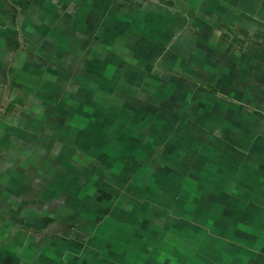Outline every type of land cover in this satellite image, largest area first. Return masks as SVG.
I'll return each mask as SVG.
<instances>
[{"label":"crops","instance_id":"1","mask_svg":"<svg viewBox=\"0 0 264 264\" xmlns=\"http://www.w3.org/2000/svg\"><path fill=\"white\" fill-rule=\"evenodd\" d=\"M154 57L185 64L188 83L166 72L176 86L156 90L157 76L125 74ZM102 61L122 68L124 99L108 102L109 86L100 99ZM187 84L229 98L204 123H234L240 150L199 136L197 113L171 103ZM143 109L155 127L169 110L198 130L192 148H217L167 212L129 180L159 151L146 117L124 120ZM242 111L264 126V0H0V264H264V133L237 129Z\"/></svg>","mask_w":264,"mask_h":264},{"label":"rangeland","instance_id":"2","mask_svg":"<svg viewBox=\"0 0 264 264\" xmlns=\"http://www.w3.org/2000/svg\"><path fill=\"white\" fill-rule=\"evenodd\" d=\"M145 49L148 51V46L147 45L142 48V53H143V51ZM128 59L129 58L127 57L126 60L128 61ZM162 59H163V61H162ZM166 59H167L166 57H161L160 61L155 63L154 61L152 62V59L144 58L143 61L147 62V63H144L142 61L141 62L137 61V62L134 63V65H129L128 67L125 68V74H127V75L129 74L130 70H128V69H139V70H142V71H146V72H143L144 76L140 77L141 79L135 78V80H141V81H145V82L148 81L149 82L151 76L152 77L157 76L158 77V81L156 82V84H154L155 87H158L156 90L171 91L176 86L175 85L176 81L172 77L166 76L167 74H165V75L162 74V71H164V72L170 71L171 73L176 72V73L181 75V74H185L186 66H185V64H183L184 66L181 65L182 64L181 61H179L178 63H172L170 60L167 61ZM122 62H120V63H122ZM120 63H118V64H120ZM126 63H128V62H126ZM99 64H100V66H99L98 69H99V76L101 78L100 79V84H99V86H100V99L104 100V101L108 100V102H112L111 100H116V99H121V100L124 99L125 94H123L118 89L119 80L117 79V72L120 69H122V68H119L117 70H113L110 67L109 69H107L106 65L108 63H106L105 61H102ZM114 74L116 75V77L114 78V81H113L114 83H111V85H110V82H111V79H112L111 75L114 76ZM129 80H131V79L130 78L128 79L127 77L124 79V77H123V81L124 82H128ZM107 81H109V82H107ZM107 86L112 87L113 90L115 88V90L114 91L113 90L112 91L109 90V92H111V93H105V94L108 95L107 96L108 99L105 100V98H104L105 94H102V91L105 92ZM179 86H181V85H178V87ZM153 90H155V89L153 88ZM196 90H197L196 84H191V85L187 84V87L184 88L182 91H177L176 95H174L175 99H173V100L170 99L171 103L174 104L176 102V100H178L180 102V111L184 112L183 114H185V116L188 113H190V112H196L197 114H195V115L197 116V118H196L197 122L203 128L205 126L206 130H209V129L213 130V129L217 128L218 131H220V130L221 131H227V132L233 131L235 127L232 124H234V123L231 124L230 121H228L226 124L220 125V126L213 125L212 124L213 122H211V124H209V125L204 123V121L207 122L205 118L215 117L216 114L223 112V109H222L223 106H219V105H223V103H222V100L217 101L216 100V96H214L212 94L200 93V92H198V90L197 91ZM142 97H146V95L143 94ZM134 98L131 99L129 102H131V103L135 102V100L137 98H135V99ZM139 101L143 102L142 105H145V104L149 105L148 102H147L149 100H147L145 98L142 99V100H139ZM190 102H192V103L190 104ZM189 107H191L190 110H188ZM165 112H166V114L168 116H172V112L171 111L165 110ZM152 114H153V110H144L143 109V110L128 111V113L124 117V120L127 119V118L128 119H134V116H136L137 118L140 117L139 118L140 120H141V118L143 116L146 117V119L144 120V123H142V127H141V131H144L143 134L145 136L146 134L148 135L149 131L151 133H153V131L156 128L154 123H152V118H153ZM241 115H242V117H239L238 121L236 122L237 123L236 124V128L242 130L244 134L248 135L250 133H255L257 130H259L260 127H264L262 124H258V126H255V127L251 126L250 123L252 121V117H250L248 114H246L245 111H242ZM190 116L194 117L193 114H191ZM209 116H211V117H209ZM127 121L131 122V120H127ZM137 122H139V121L137 120ZM194 123H196V122H194ZM158 126H157V128H158ZM118 129L121 130L122 127H118ZM182 132H183L184 136H181V138L186 140L189 137H190V139H193V137L191 136L192 132L197 134L198 130L192 129L189 125H186V126H183ZM129 133L131 134L132 137H135L136 139H139V131L137 129L133 130V131H129ZM175 137H176L175 139L178 141V136H175ZM181 138H179V141H181ZM158 144L159 145H157V147H159V151L157 152L158 156L155 157V161L148 162L150 165L146 163L147 173L146 174H144V173H139L138 174L137 173L136 175H138L140 177L139 178L136 177L135 179L132 178L133 181H143L145 179L144 184L140 186L143 191L145 189L146 190L148 189L147 184H148L149 180L151 179V177L154 174L155 162H160V163H163V164L166 162L164 160L165 153L164 152H160L163 149V147L160 148L163 145V143H158ZM245 149H247V147H245ZM163 151H165V149H163ZM141 160L143 162L145 161V159H141ZM188 162L189 161H187V163L183 165V170L185 172H189V170L192 168V167H190L189 169L187 168ZM155 167H157V165ZM130 169L132 170L131 174L129 175V177L131 178L132 174L135 173V172L133 173V171H135L137 168H135L133 170V168L130 167ZM130 169L127 171V173H126L127 175H128V172L130 171ZM141 175L143 177H141ZM132 179H129V180H132ZM185 191H186V189H185ZM137 192H136V194H134L135 196H137ZM132 193H133V191H132Z\"/></svg>","mask_w":264,"mask_h":264},{"label":"trees","instance_id":"3","mask_svg":"<svg viewBox=\"0 0 264 264\" xmlns=\"http://www.w3.org/2000/svg\"><path fill=\"white\" fill-rule=\"evenodd\" d=\"M154 62H158V57H154ZM163 74H169L171 76H176V72L171 73L170 71H168L167 73L162 71ZM176 73V74H175ZM180 76L181 81H183L184 83H188L186 77L181 76L180 74H178ZM199 89L202 91H207L210 94L217 96L218 99L224 101V100H229L226 99L227 97H225V95L219 93V91L215 88H213L212 86H207L204 87L203 85L199 86ZM233 106V105H232ZM234 110V109H233ZM235 112V110H234ZM233 111H229L228 112V116L229 113L234 114ZM253 111H245L246 114H248L249 116H251L250 114ZM174 115L169 116L167 121H162V123L160 125L162 126H158V128L156 127L155 130L153 131V133H151L149 131L148 135L146 137H150L151 139L154 140V142L150 143L153 146L157 143H163V145L160 147L163 149L168 148V149H173V152L171 154V157L168 156L167 154H165L164 156V160L166 161L164 163V166H157L159 165L158 162H155V166H154V174L151 177V179L149 180L147 187L148 189L144 190L143 192H145V197L149 198V199H155L153 201L156 202H160L161 205H163L164 207V212H167V209H170V201H166L169 200L171 198V195H179L181 196L180 198L185 199L186 198V191H185V187L188 184V182L191 180V178L193 177V174H190V172L192 171L193 167V161L194 164H198L202 162V160L206 157V154L203 155V152H208L209 156H212L214 153V151H216L217 148L219 149H224L227 151H232V152H236L237 150H240V148L238 147V144L235 142V140H233L231 137H228V135L226 133H228L227 131H218L217 128L213 129V130H205L203 129L200 125L194 123L192 121V123L195 125V127L197 129H202V132L204 131L205 135H200L201 137H211L212 139H215L216 141H218L219 143L216 144L217 148L214 150L213 146H210L208 148L205 149L206 147V143H202L201 147L202 150H200L199 148L195 147L192 148L194 146L193 143L190 142V137L185 139H182L181 136H184L183 132H182V128L183 126H186V124L183 121V124L180 122H175V120H173ZM184 119V118H182ZM171 123H173L172 125H170ZM191 123V122H190ZM205 128V127H204ZM201 132V131H200ZM264 133V130L262 131H256L255 133ZM191 135V134H190ZM196 133L192 132V137H196L195 136ZM245 135V134H244ZM178 136V141L175 139ZM197 136V137H199ZM179 138H181V141H179ZM204 140V139H203ZM172 145V146H171ZM189 145V146H188ZM196 146V145H195ZM204 148V150H203ZM196 151H195V150ZM246 150H249V148H247ZM195 151L194 154H192V152ZM198 151V152H197ZM161 152V151H160ZM173 155V156H172ZM150 161H155V157H151L148 158L147 161L145 162H150ZM188 162L187 165H192L191 167V171L189 170V172H185L183 170V165L186 164ZM138 162L136 161L135 163H133L134 165L137 164ZM142 164L140 165L137 164V170L141 169V166L144 165V162H141ZM169 165L172 164L171 167H165V165ZM176 165H178V168L176 167ZM188 169L190 167H187ZM134 173V171H133ZM132 174V178H136V177H140L138 175ZM135 176V177H134ZM141 177H143L141 175ZM132 182L135 183H141L142 185L145 182V179L143 181H133ZM183 193V194H182ZM166 208V210H165Z\"/></svg>","mask_w":264,"mask_h":264}]
</instances>
